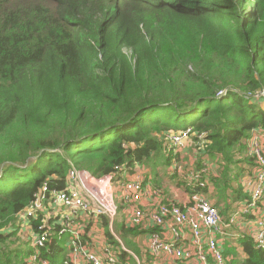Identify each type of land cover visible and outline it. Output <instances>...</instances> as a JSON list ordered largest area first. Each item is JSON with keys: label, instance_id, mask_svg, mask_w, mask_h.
<instances>
[{"label": "trees", "instance_id": "trees-1", "mask_svg": "<svg viewBox=\"0 0 264 264\" xmlns=\"http://www.w3.org/2000/svg\"><path fill=\"white\" fill-rule=\"evenodd\" d=\"M260 89L264 0H0V264H25L30 248L8 227L43 183L64 189L71 168L123 180L163 154L168 131L206 132L215 194L203 192L226 215L247 198L240 157L264 106L246 95ZM120 229L152 264L130 238L154 229ZM63 252L42 257L62 264ZM223 256L264 264L245 235Z\"/></svg>", "mask_w": 264, "mask_h": 264}, {"label": "built area", "instance_id": "built-area-1", "mask_svg": "<svg viewBox=\"0 0 264 264\" xmlns=\"http://www.w3.org/2000/svg\"><path fill=\"white\" fill-rule=\"evenodd\" d=\"M225 95L221 91L216 97ZM246 98L263 107L264 89L248 93ZM160 140L170 157V175L189 188L184 202L165 201L161 190L146 183L139 164L131 175L122 174L123 180L71 168L64 189L43 183L28 205L16 213L14 226L8 227V232L30 248L25 264H49L42 254L54 246L64 250L62 264H129L128 256L121 258L123 253L139 264L117 239L115 248L104 231L103 218L111 233L121 209L127 213L125 228L154 229L148 233L144 251L154 259L152 264H227L224 242H236L244 235L263 250L264 127L250 130L240 157L248 160L239 179L247 198L232 203L226 215L203 192L211 191L210 176L216 173L205 151L210 143L206 132L188 127L165 132Z\"/></svg>", "mask_w": 264, "mask_h": 264}, {"label": "rangeland", "instance_id": "rangeland-1", "mask_svg": "<svg viewBox=\"0 0 264 264\" xmlns=\"http://www.w3.org/2000/svg\"><path fill=\"white\" fill-rule=\"evenodd\" d=\"M128 53H129V51H128ZM160 138H161V135H159V139ZM162 153L164 154V152H162ZM163 154L160 153L158 156H156L154 158L153 161H149L147 164L140 166L143 169V171L145 172V174H146V170L148 171V175H150L151 172L153 173L152 174V177H153L152 180L151 179L147 180L146 183L149 184V186L150 185L152 187L155 186L156 188L161 190V193H163V197H164L165 192H166L165 196L170 197V195L172 193L174 194L175 190H179V196L182 197V195L184 196V194L182 192V189L179 188V185L184 186V184H177L176 185V183H177L176 177L173 175L172 176L170 175L169 166L164 164ZM155 178H156V182L158 184L155 183ZM170 187H173V189ZM211 189L215 194L214 186H212ZM121 210L122 211H120V208H119L120 213L115 216V218L113 220L112 227H111V233H113V235L115 237L110 235L111 233H110L107 226L104 227L105 233L107 234V236L109 237V239L111 241V244L115 248L118 247V242L116 241V239L119 240L126 248L125 241L121 236L122 231L120 229V225L123 224L125 227L127 213H126V211H123V209H121ZM130 239L132 240V243L134 242L135 244L139 245V247H138V248H140L139 251L145 249V246L142 243V237L137 236L135 238H130ZM141 253L143 254L144 252H141ZM61 258L62 257H60L59 260H61ZM139 262H140L139 264H146L144 262L141 263V261H139ZM129 264H131V262H129Z\"/></svg>", "mask_w": 264, "mask_h": 264}, {"label": "crops", "instance_id": "crops-1", "mask_svg": "<svg viewBox=\"0 0 264 264\" xmlns=\"http://www.w3.org/2000/svg\"><path fill=\"white\" fill-rule=\"evenodd\" d=\"M141 172L144 174V177L146 178V180H152V172L150 173V175H148V171L146 170V174H145V172L143 171V169L141 168ZM155 183L156 184H158L157 182H156V178H155ZM176 185H177V183H176ZM154 188H155V186H153ZM170 188H172L173 189V187H170ZM179 188H181L182 189V192H183V194H184V196L182 195V197H180L179 196V190H175V192H174V194L172 193L171 195H170V197H167V196H165V193H164V199H165V201H177V202H184L186 199H187V197L190 195V191L188 190V189H184L183 188V186L182 185H179ZM210 195H211V191H209L208 192ZM180 197V198H179ZM208 197H209V195H208ZM210 198V197H209ZM211 199V198H210ZM212 201H213V199H212ZM214 202V201H213ZM133 228V227H132ZM138 228H140L141 229V231H146V229H142L141 227H139L138 226ZM125 229H127V228H125ZM138 237H142V243L144 244V246H145V249L147 248V243H148V234H141V235H138ZM138 245V244H137ZM145 249L144 250H140V252H144L145 251ZM166 264H169V263H166Z\"/></svg>", "mask_w": 264, "mask_h": 264}]
</instances>
